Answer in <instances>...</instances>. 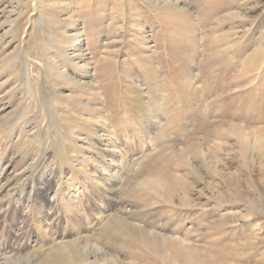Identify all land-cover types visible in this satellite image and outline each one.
I'll list each match as a JSON object with an SVG mask.
<instances>
[{"label": "rangeland", "instance_id": "374dc122", "mask_svg": "<svg viewBox=\"0 0 264 264\" xmlns=\"http://www.w3.org/2000/svg\"><path fill=\"white\" fill-rule=\"evenodd\" d=\"M0 264H264V0H0Z\"/></svg>", "mask_w": 264, "mask_h": 264}]
</instances>
